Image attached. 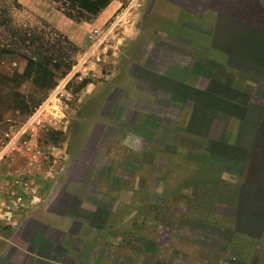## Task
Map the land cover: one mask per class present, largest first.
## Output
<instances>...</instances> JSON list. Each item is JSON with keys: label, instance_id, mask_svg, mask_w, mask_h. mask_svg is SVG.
Segmentation results:
<instances>
[{"label": "rangeland", "instance_id": "374dc122", "mask_svg": "<svg viewBox=\"0 0 264 264\" xmlns=\"http://www.w3.org/2000/svg\"><path fill=\"white\" fill-rule=\"evenodd\" d=\"M149 1H124L84 61L88 39L0 0V264H195L179 243L203 264H264V28L215 30L222 58L205 29L147 17ZM37 55L39 79L23 74Z\"/></svg>", "mask_w": 264, "mask_h": 264}, {"label": "crops", "instance_id": "0c3cea01", "mask_svg": "<svg viewBox=\"0 0 264 264\" xmlns=\"http://www.w3.org/2000/svg\"><path fill=\"white\" fill-rule=\"evenodd\" d=\"M17 1L31 14L36 15L47 24L57 28V30L63 33L73 44L80 48H84L88 44V33L92 29H97L103 26L114 15V13L118 11L126 0H110L91 21L82 20L79 22L67 17L62 11L55 7L54 2L51 0ZM263 4L264 0H175L174 2L170 0H150V10L146 12V15L149 17V15L157 13L159 19L167 21L169 24L171 18H173V23L171 24L180 35L181 32L185 30L186 25L205 29L208 32V40L211 43V50L216 47L213 51L221 53V57L224 58L226 50L224 47L215 44L213 32L215 30L219 31V33L222 31L223 34L232 32L236 35L238 34V31L247 33V29L255 32L256 27L264 28ZM199 10H201V13H198ZM170 29L171 26H169L166 32L170 31ZM163 31L165 32V30ZM17 74L21 75L22 71L18 70ZM81 91L85 93L86 86L83 87ZM212 176L217 178V173ZM206 196L207 195H205V197ZM5 203H7V199L5 195L0 192V205H4ZM0 216H2L1 207ZM31 237H33L31 234L25 236L29 242L32 239ZM158 247L163 248L161 245H158ZM252 247L253 244L251 248ZM171 248L172 250H177L181 254L182 252L188 254L191 257L189 262L195 264L204 263V260H202L204 258L201 259L197 255V253L202 250L201 246H193L186 243L182 245L179 243L177 247L173 244V247ZM193 253H195L194 255H197L198 258H193ZM239 260V264H253L252 261H258L249 258H239ZM220 261H223V259H218L216 264ZM29 262L39 264L38 260L29 259Z\"/></svg>", "mask_w": 264, "mask_h": 264}, {"label": "trees", "instance_id": "16d2710c", "mask_svg": "<svg viewBox=\"0 0 264 264\" xmlns=\"http://www.w3.org/2000/svg\"><path fill=\"white\" fill-rule=\"evenodd\" d=\"M110 0H80V3L78 8L79 9H83L85 10L89 15L90 17H85L82 15H79L78 17H72V16H69L71 19H73L74 21L76 22H79V21H82V20H85V21H89L91 19H93L101 10L102 8L109 2ZM25 36H28L27 40L29 41L28 42V45L31 46L33 44H38L37 45V48L39 47H42V45L46 46V44H44L43 42H39V39L40 37L38 36H34V32L32 31H29ZM41 43V44H39ZM9 50L8 49H1L0 50V55L1 54H4V53H8ZM26 60H27V64L25 66V69L23 71V74H29L30 72V65L33 64L34 67H35V73L37 74V78L39 79L42 74H44L46 72V74H48L47 72V65L42 61V58L39 57V55L35 56V57H25ZM54 62H56L55 60L53 61V64ZM68 68H70V65L68 66ZM49 75V74H48ZM41 85H44V82H40ZM15 94V93H14ZM17 97L19 98L18 94H17ZM14 104H16L15 106L17 107L18 106H23L24 103L23 101H19V100H14ZM26 107V106H25Z\"/></svg>", "mask_w": 264, "mask_h": 264}, {"label": "built area", "instance_id": "2783aa9c", "mask_svg": "<svg viewBox=\"0 0 264 264\" xmlns=\"http://www.w3.org/2000/svg\"><path fill=\"white\" fill-rule=\"evenodd\" d=\"M123 18L124 13L119 12L113 20L106 24L103 29H92L88 33L87 37L90 47L86 52L83 53L84 61H86L91 54H95L93 58L99 60L100 49L104 45L105 40L108 38L107 36L112 32L116 25L123 21L125 22Z\"/></svg>", "mask_w": 264, "mask_h": 264}, {"label": "clouds", "instance_id": "9594fccd", "mask_svg": "<svg viewBox=\"0 0 264 264\" xmlns=\"http://www.w3.org/2000/svg\"><path fill=\"white\" fill-rule=\"evenodd\" d=\"M124 143H125V144H128V140L126 139V140L124 141ZM139 143H140L139 138H137V139H136V144L139 145Z\"/></svg>", "mask_w": 264, "mask_h": 264}]
</instances>
